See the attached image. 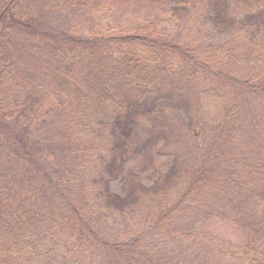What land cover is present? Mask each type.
<instances>
[{"label": "trees", "instance_id": "1", "mask_svg": "<svg viewBox=\"0 0 264 264\" xmlns=\"http://www.w3.org/2000/svg\"><path fill=\"white\" fill-rule=\"evenodd\" d=\"M137 2L112 33L5 20L0 264H264V0Z\"/></svg>", "mask_w": 264, "mask_h": 264}, {"label": "rangeland", "instance_id": "2", "mask_svg": "<svg viewBox=\"0 0 264 264\" xmlns=\"http://www.w3.org/2000/svg\"><path fill=\"white\" fill-rule=\"evenodd\" d=\"M3 2L4 5L7 6V11L2 13L3 10L0 7V32L4 33L5 37L9 36L7 22L10 16L15 19H24L26 14H32L42 12L43 14L40 15L41 20V27L47 30L48 32L59 33L63 30L67 31L70 30L71 27L68 25H72L76 27V29L82 34V36H86L91 31H101L103 33H112L118 26H124V24L131 23V19L139 16L141 14V5L137 2V0H129V3L123 0L119 5H114V2L110 3V8L107 11L102 12H88L82 8V6L78 5L77 3L73 4V1L76 0H69L72 1L71 3L66 2L62 5L61 0H0ZM36 1V4H35ZM107 1V0H106ZM108 2V1H107ZM115 7V8H114ZM2 13V14H1ZM8 33V34H7ZM2 34H0V38ZM20 45L22 46L26 38H17ZM1 44V40H0ZM6 48V47H5ZM0 50L1 47H0ZM30 48H25L23 50V55L26 54ZM24 59V58H23ZM25 60V59H24ZM244 73H247V69L243 70ZM250 101V109L255 110V102L253 99L248 96ZM155 122V121H154ZM158 124L161 121H156ZM167 139H159V146L156 148L151 149L150 153L152 154L150 160H146L145 162H152L155 161L154 165L168 167L171 162V154L173 151L177 150L176 147L172 143H167ZM42 151L46 149L47 151H57L56 147L53 144L48 143V146H45L44 142L39 143ZM73 147L74 152L76 148ZM39 148V150H41ZM59 151L57 152V154ZM194 155V153H192ZM79 164V161L73 163V168ZM140 165L139 161L132 163L131 167H138ZM72 179L73 177H66ZM145 183H148V179L144 180ZM114 192H117L122 195L123 190L120 187V184L114 183L113 184ZM218 234L222 235V244L225 245H235L237 242V234H235L228 225L220 224L217 227ZM166 248V245H165ZM195 254L191 253L185 256V259H189L188 262H191L194 258ZM200 256V255H199ZM212 261H208L205 258L200 260V263L203 264H212ZM220 264V263H218Z\"/></svg>", "mask_w": 264, "mask_h": 264}]
</instances>
